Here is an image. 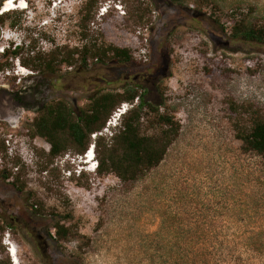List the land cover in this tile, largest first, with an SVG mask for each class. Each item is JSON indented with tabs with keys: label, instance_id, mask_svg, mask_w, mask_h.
I'll return each mask as SVG.
<instances>
[{
	"label": "rangeland",
	"instance_id": "1",
	"mask_svg": "<svg viewBox=\"0 0 264 264\" xmlns=\"http://www.w3.org/2000/svg\"><path fill=\"white\" fill-rule=\"evenodd\" d=\"M85 1L28 0V13L2 16L9 38L0 37L7 50L0 71L9 75L0 89L31 84L36 70L46 71L51 91L40 99L63 100L75 115L94 93L136 84L179 131L157 166L124 182L111 172L77 175L84 153L49 159V144L29 135L31 111L19 122L0 121V170L25 183L19 191L6 175L0 179V264H15L6 231L20 264H264V165L240 150L232 124L237 114L264 117V42L229 35L233 18L264 20V0H97L88 3V19ZM108 45L128 49L132 60H109L101 54ZM70 55L71 64L62 61ZM16 57L33 65L21 63L26 77L13 72ZM49 59L53 70L43 68ZM160 69L158 81L133 80ZM146 114L142 132L152 130ZM109 137L90 134L97 164ZM55 222L69 229L59 241Z\"/></svg>",
	"mask_w": 264,
	"mask_h": 264
},
{
	"label": "trees",
	"instance_id": "2",
	"mask_svg": "<svg viewBox=\"0 0 264 264\" xmlns=\"http://www.w3.org/2000/svg\"><path fill=\"white\" fill-rule=\"evenodd\" d=\"M96 1L86 0L82 4V17L87 19L90 17L91 7L88 6V3ZM169 1L176 3L180 0ZM2 16H0V21ZM231 23L229 35L232 38L264 42V20L253 21L246 17H240L233 18ZM5 51L7 50L4 48ZM18 53L19 51L16 50L11 52L14 56ZM101 54L106 55L109 60L114 62L127 63L132 60L128 49L112 45L106 46ZM69 58L66 57L62 61L71 64L73 58L71 55ZM82 58L83 55L80 56V59ZM50 61V59L43 61L45 70H53ZM21 63L33 67L24 60ZM5 65L1 64L0 68ZM135 99L137 103L122 116L119 129L114 131L107 141H103V156L96 168L98 173L111 172L124 182L134 181L158 165L179 131V123L174 119V116L167 111L159 112V104L154 105L145 100L143 92L136 84L126 86L121 92L94 93L89 97L86 106L75 115L63 100L47 103L27 124L29 135L41 137L49 144L50 148L46 154L49 159H54L67 151L81 155L87 149L90 134L99 131L105 125L113 110L121 103H132ZM144 113L149 115L150 128L152 129L146 132H142L140 129V118ZM234 113L237 111L234 110ZM235 117L232 124L236 137L241 141L240 150L243 153L256 154L264 165V117L260 114H251L248 118L237 114ZM0 146H2L1 150L5 152L3 141ZM95 147L96 151L99 150V140L95 141ZM5 175H10V172L5 168L1 169L0 179ZM10 185L19 191H23L25 188V183L19 181L17 176H14ZM0 187L2 186L0 185ZM2 216L3 219L10 218L7 213H2ZM7 224H9L8 221L5 225ZM3 229L4 226L0 225V230ZM53 229V235L58 241L66 237L69 232V229L59 222L53 224Z\"/></svg>",
	"mask_w": 264,
	"mask_h": 264
},
{
	"label": "flooded vegetation",
	"instance_id": "3",
	"mask_svg": "<svg viewBox=\"0 0 264 264\" xmlns=\"http://www.w3.org/2000/svg\"><path fill=\"white\" fill-rule=\"evenodd\" d=\"M45 74L46 71L36 70L30 78L31 84L27 85L24 84L27 80H24V83L19 86L2 84V90L0 89V93H3L0 98L1 122L8 124H11L13 121L19 122L25 110L33 112L34 116L37 115L38 111L47 104L40 98L51 91V81ZM161 78H163L162 69L154 72V74H137L133 77V80L135 82L138 80L148 81V79L158 81ZM24 98L27 101H23Z\"/></svg>",
	"mask_w": 264,
	"mask_h": 264
},
{
	"label": "built area",
	"instance_id": "4",
	"mask_svg": "<svg viewBox=\"0 0 264 264\" xmlns=\"http://www.w3.org/2000/svg\"><path fill=\"white\" fill-rule=\"evenodd\" d=\"M114 6L120 10L121 9V6L120 5H116L114 4ZM108 6L107 5H103L100 10H99V16H104L107 11H108ZM4 51V47H1V52L0 53H3ZM142 57L144 58L145 55H144V52H142ZM145 60V58L143 59ZM14 63L16 65L15 69H13V72L15 74H19L23 77H26L28 74H30L31 72L21 64V62L19 61V58L16 57L14 59ZM25 71V74H23L22 71ZM9 75V71L6 70V71H0V82H2L4 79H5V76ZM137 103V100L135 99L132 103H129V102H123L120 104V106H118L113 112L112 114L108 117V119L106 120V123L105 125L99 130V131H96L94 133L91 134V137L93 140H95L97 137L99 136H111L113 134V130H114V127L117 126L118 124V121L119 119L122 117V115H124L126 113V111L131 108L133 105H135ZM6 142V146H7V153L10 155V156H13V144L9 142V139H6L4 140ZM84 159H88L89 157L90 158H94L95 155H94V143H91L89 144L88 148L85 150L84 154H83ZM96 162V161H95ZM97 162L96 164H94L93 166H91L90 168L93 169V168H97ZM80 168V167H79ZM79 168H77V172H79ZM17 167L14 168L15 171H17ZM76 172V173H77ZM80 173V172H79ZM6 181H9V180H12V176H7L6 178ZM3 244H5L7 247V251L10 253V256L12 258V249H13V244L11 243L10 239H9V231H6L5 232V236L3 237ZM13 260V259H12Z\"/></svg>",
	"mask_w": 264,
	"mask_h": 264
},
{
	"label": "bare ground",
	"instance_id": "5",
	"mask_svg": "<svg viewBox=\"0 0 264 264\" xmlns=\"http://www.w3.org/2000/svg\"><path fill=\"white\" fill-rule=\"evenodd\" d=\"M0 1H1L0 16L4 15L6 13H9V12H11L13 10L26 9L29 6L28 5V0H0ZM1 36L5 37V38H9V37L5 36V32H3ZM0 52H1V49H0ZM22 72H23V74H25L24 70ZM84 158H86V157H84ZM93 161H95V158H90L89 157L88 159H86V163L87 164H90ZM12 251H13V253H12V257H13L12 262H14L15 264H20V261H19V259L17 257V254H16L17 250H15V247H13ZM9 255H10V253H9Z\"/></svg>",
	"mask_w": 264,
	"mask_h": 264
},
{
	"label": "clouds",
	"instance_id": "6",
	"mask_svg": "<svg viewBox=\"0 0 264 264\" xmlns=\"http://www.w3.org/2000/svg\"><path fill=\"white\" fill-rule=\"evenodd\" d=\"M16 45H20L19 42L16 43ZM118 125V124H117ZM117 126L114 127V129H116ZM79 164H80V161H79ZM79 164H77L76 166H78ZM73 171L77 172V169H74ZM82 171H88L87 168H85L84 166H82V168H79V172H82ZM79 172H77V175H79Z\"/></svg>",
	"mask_w": 264,
	"mask_h": 264
},
{
	"label": "water",
	"instance_id": "7",
	"mask_svg": "<svg viewBox=\"0 0 264 264\" xmlns=\"http://www.w3.org/2000/svg\"><path fill=\"white\" fill-rule=\"evenodd\" d=\"M0 5H1V1H0ZM1 35H2V31H1V28H0V37H1Z\"/></svg>",
	"mask_w": 264,
	"mask_h": 264
}]
</instances>
